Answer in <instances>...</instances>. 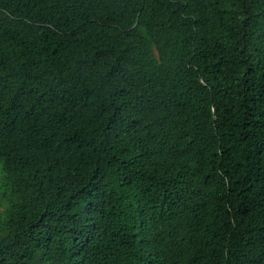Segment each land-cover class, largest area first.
I'll use <instances>...</instances> for the list:
<instances>
[{"label": "trees", "instance_id": "1", "mask_svg": "<svg viewBox=\"0 0 264 264\" xmlns=\"http://www.w3.org/2000/svg\"><path fill=\"white\" fill-rule=\"evenodd\" d=\"M0 264H264V0H0Z\"/></svg>", "mask_w": 264, "mask_h": 264}]
</instances>
